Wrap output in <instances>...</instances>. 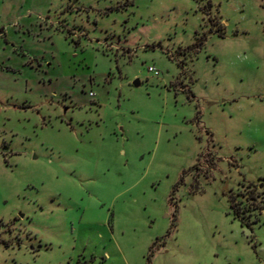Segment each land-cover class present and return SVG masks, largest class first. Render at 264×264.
Returning a JSON list of instances; mask_svg holds the SVG:
<instances>
[{"label": "rangeland", "instance_id": "1", "mask_svg": "<svg viewBox=\"0 0 264 264\" xmlns=\"http://www.w3.org/2000/svg\"><path fill=\"white\" fill-rule=\"evenodd\" d=\"M0 264H264V0H0Z\"/></svg>", "mask_w": 264, "mask_h": 264}, {"label": "built area", "instance_id": "2", "mask_svg": "<svg viewBox=\"0 0 264 264\" xmlns=\"http://www.w3.org/2000/svg\"><path fill=\"white\" fill-rule=\"evenodd\" d=\"M147 72L149 73V74H151L153 77H159V73H158V71L157 70H155V68H153V67H148L147 68ZM89 96L90 97H93V94H89Z\"/></svg>", "mask_w": 264, "mask_h": 264}, {"label": "water", "instance_id": "3", "mask_svg": "<svg viewBox=\"0 0 264 264\" xmlns=\"http://www.w3.org/2000/svg\"><path fill=\"white\" fill-rule=\"evenodd\" d=\"M133 86H134V87H138V86H139V81L136 80V81L133 83Z\"/></svg>", "mask_w": 264, "mask_h": 264}]
</instances>
